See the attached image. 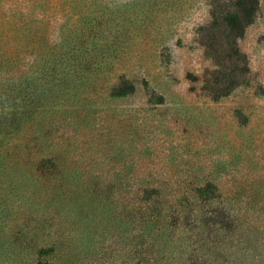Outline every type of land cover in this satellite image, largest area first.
<instances>
[{
  "label": "rangeland",
  "instance_id": "1",
  "mask_svg": "<svg viewBox=\"0 0 264 264\" xmlns=\"http://www.w3.org/2000/svg\"><path fill=\"white\" fill-rule=\"evenodd\" d=\"M236 2L0 0V264H264V0L240 55Z\"/></svg>",
  "mask_w": 264,
  "mask_h": 264
},
{
  "label": "trees",
  "instance_id": "2",
  "mask_svg": "<svg viewBox=\"0 0 264 264\" xmlns=\"http://www.w3.org/2000/svg\"><path fill=\"white\" fill-rule=\"evenodd\" d=\"M257 9L258 0H237L233 9L222 13L220 16H216V19L212 22L214 28L220 27L229 32V45L232 54L240 55L237 40L243 34L248 24L255 18Z\"/></svg>",
  "mask_w": 264,
  "mask_h": 264
}]
</instances>
